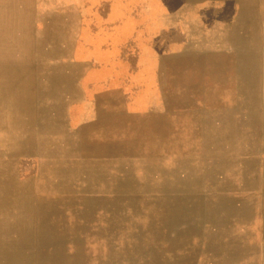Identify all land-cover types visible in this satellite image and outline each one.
<instances>
[{
    "label": "rangeland",
    "instance_id": "1",
    "mask_svg": "<svg viewBox=\"0 0 264 264\" xmlns=\"http://www.w3.org/2000/svg\"><path fill=\"white\" fill-rule=\"evenodd\" d=\"M0 264H264V0H0Z\"/></svg>",
    "mask_w": 264,
    "mask_h": 264
}]
</instances>
